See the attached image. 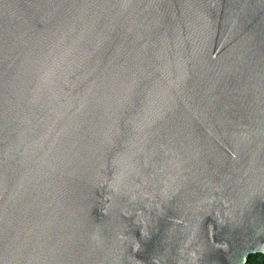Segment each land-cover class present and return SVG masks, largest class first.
<instances>
[{
	"label": "water",
	"instance_id": "obj_1",
	"mask_svg": "<svg viewBox=\"0 0 264 264\" xmlns=\"http://www.w3.org/2000/svg\"><path fill=\"white\" fill-rule=\"evenodd\" d=\"M264 254V0H0V264Z\"/></svg>",
	"mask_w": 264,
	"mask_h": 264
},
{
	"label": "trees",
	"instance_id": "obj_2",
	"mask_svg": "<svg viewBox=\"0 0 264 264\" xmlns=\"http://www.w3.org/2000/svg\"><path fill=\"white\" fill-rule=\"evenodd\" d=\"M246 264H264V254L258 252L251 254Z\"/></svg>",
	"mask_w": 264,
	"mask_h": 264
}]
</instances>
